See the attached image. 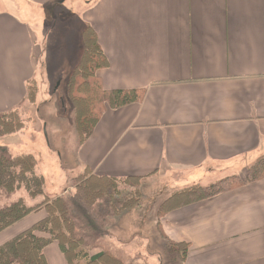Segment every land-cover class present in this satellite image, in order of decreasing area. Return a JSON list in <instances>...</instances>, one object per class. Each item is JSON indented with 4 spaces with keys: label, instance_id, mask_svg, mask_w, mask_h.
I'll use <instances>...</instances> for the list:
<instances>
[{
    "label": "crops",
    "instance_id": "obj_1",
    "mask_svg": "<svg viewBox=\"0 0 264 264\" xmlns=\"http://www.w3.org/2000/svg\"><path fill=\"white\" fill-rule=\"evenodd\" d=\"M76 1L70 12L93 27L108 61L98 73L103 89L144 94L104 111L75 151V172L177 174L184 186L210 184L244 174L264 155V0ZM63 2L0 0V114L26 105L27 82L38 73L37 20L69 8ZM3 140L12 153L26 152ZM60 168L39 165L53 178L49 195L59 194L62 171L66 177ZM161 230L190 246L180 264H264V179L174 210ZM51 246L47 264H66L59 248L63 262L53 250L46 254Z\"/></svg>",
    "mask_w": 264,
    "mask_h": 264
},
{
    "label": "trees",
    "instance_id": "obj_2",
    "mask_svg": "<svg viewBox=\"0 0 264 264\" xmlns=\"http://www.w3.org/2000/svg\"><path fill=\"white\" fill-rule=\"evenodd\" d=\"M58 22L61 24L57 29L58 37L50 36V41L56 42L57 50L54 47L52 53H58L60 60L52 63L49 59L47 66L51 71L49 64L56 67L63 62L61 70L64 71L59 74L53 72L51 76H58L57 88L65 80L61 90L71 113L77 145L81 146L94 131L104 111L137 103L144 91L104 90L98 73L108 67V61L93 27L84 24L73 12ZM51 29L50 33L56 28L52 26ZM37 96L36 82H27L25 101L34 104ZM82 105L89 111L87 116L79 113ZM20 112L14 109L0 114V137L24 130L25 122ZM39 165L33 152L13 154L0 146V233L30 214L44 212L40 221L0 245V264H47L44 250L54 243L59 246L66 264H123L119 249H113L108 238L115 234L112 233L114 229H118L115 220L119 219L120 211L138 204L139 183L146 178L97 176L84 170L70 182L68 180L69 193L50 196L45 192L46 176L38 173ZM262 179L264 155L246 169L245 175L230 176L208 185H193L174 192L159 206L158 217L163 219L174 210ZM21 190L31 201L42 200L30 206L24 198L13 199ZM163 239L169 249L177 252L182 263L190 246L168 241L165 236ZM116 240L121 242L119 237Z\"/></svg>",
    "mask_w": 264,
    "mask_h": 264
},
{
    "label": "rangeland",
    "instance_id": "obj_3",
    "mask_svg": "<svg viewBox=\"0 0 264 264\" xmlns=\"http://www.w3.org/2000/svg\"><path fill=\"white\" fill-rule=\"evenodd\" d=\"M63 1V3L67 2V5L70 3L71 6L69 5V8L53 17H49V11L45 12L43 17L37 20L39 31L41 30L39 35H34L36 40H39L35 42L36 45L39 46L38 48L36 47L37 53L35 52L36 56H38L37 59L39 63L38 73L34 77L37 78L34 81L38 87V96L34 104L25 102V106L20 105V107L23 108L20 113L21 117L24 119L25 128L22 132H18L17 134L20 133L22 137L18 139L17 134L0 137L1 142H4L3 139L9 140L13 144L18 142L19 144H15L13 147H15V149H21L19 151L34 152L39 164L45 166L46 170L52 172L57 168L56 170L59 171L58 167H62L60 168L61 171L66 170L65 179H63L64 171H62V175L59 176L61 185L59 194L62 192L61 195H65L71 191L69 186V182L72 180L71 178L80 174V172H75L77 170H75L76 167L74 162V154L79 146L77 145V138L75 137L74 128L72 126L71 113L63 95V89L61 90V88L65 86V80H62L61 85L57 88L58 85H56L55 82L58 76H51L53 72L58 74L62 73L63 69L61 70V68L63 67L61 65L63 62L61 65H56V67L49 64L51 71L48 70L47 66L49 59H51L52 63L53 61L60 60L58 58L59 56H57L58 53H52L54 47L56 50L57 47L55 41H50V36L55 37L57 35L58 37L57 29L61 28V24L58 21L65 18L70 11H72L73 5H77L78 3L76 0ZM83 1H80L81 4L78 7L83 6L84 8L83 4L85 2ZM78 10H76V12H78ZM79 11L84 12L86 9H80ZM52 26L56 29L50 33L49 30ZM38 36L41 38H38ZM40 39L42 41H40ZM59 66L60 70L58 69ZM86 88H88V86H86ZM79 109L80 115L84 114L87 116L89 113L84 105L80 106ZM16 153L18 152H13V154ZM41 170L43 171L42 173H44V170ZM242 175H245V173ZM183 178L182 175L173 174L157 178H146L139 183L141 191L138 204L120 211L119 219L115 220L118 224V229H114L112 232L117 234L121 240V242L117 240L113 241L111 246L113 249H119L118 254L123 258L119 256L123 264H180L177 252H175L174 249H169L167 242L163 239L164 235L162 236L161 223H159L162 219L158 217L157 212L161 203L174 192L195 185H182ZM47 179L48 183L52 184L53 178ZM196 185H198V183H196ZM201 185L208 184L207 182H203ZM63 190L65 191L63 192ZM18 198H24L30 206L42 200L41 198L32 201L29 200L23 190L17 192L13 196V199ZM35 214L44 215L42 211L36 212L28 217L30 218L28 219L29 221L15 224V227L12 226L1 232L0 245L15 238L42 219L39 216H33ZM124 233L125 236H122ZM116 242L117 244H115ZM118 242H120L121 245H119ZM51 245L49 246L53 249H48L46 254L50 255L49 252L53 250V253H55V255L57 254V257L59 256L62 258L58 245L55 243Z\"/></svg>",
    "mask_w": 264,
    "mask_h": 264
},
{
    "label": "water",
    "instance_id": "obj_4",
    "mask_svg": "<svg viewBox=\"0 0 264 264\" xmlns=\"http://www.w3.org/2000/svg\"><path fill=\"white\" fill-rule=\"evenodd\" d=\"M58 85V84H57ZM44 133H45V131H44Z\"/></svg>",
    "mask_w": 264,
    "mask_h": 264
}]
</instances>
